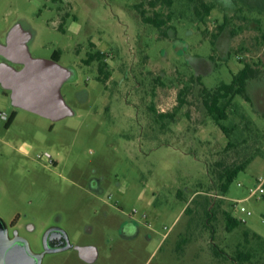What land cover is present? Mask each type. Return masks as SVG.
Instances as JSON below:
<instances>
[{"label": "rangeland", "instance_id": "obj_1", "mask_svg": "<svg viewBox=\"0 0 264 264\" xmlns=\"http://www.w3.org/2000/svg\"><path fill=\"white\" fill-rule=\"evenodd\" d=\"M147 1L0 0V45L18 33L33 57L59 50L61 65L74 71L61 89L72 114L59 120L15 108L0 84V111H18L9 128L10 115L0 117V216L20 214L15 228L33 253H45L49 225L99 252L95 263L72 250L47 252L41 264H264V196L234 205L264 176V115L256 112L264 94L258 106L234 97L224 121L235 144L228 152L201 96V86L230 83L244 62L264 70V0H206L216 7L204 22L189 0L156 8ZM139 3L147 15L170 12L166 37L143 22ZM97 49L106 54V82L100 63L88 61ZM188 54L214 57L211 71L201 68L202 84L190 82ZM167 112L174 117H158ZM253 155L216 197V163ZM133 210L141 233L125 239L119 228ZM239 252L250 260L238 262Z\"/></svg>", "mask_w": 264, "mask_h": 264}, {"label": "trees", "instance_id": "obj_2", "mask_svg": "<svg viewBox=\"0 0 264 264\" xmlns=\"http://www.w3.org/2000/svg\"><path fill=\"white\" fill-rule=\"evenodd\" d=\"M190 2L194 3V11L195 15L200 19L202 22L205 21L206 17H208L213 9H215L216 4L213 2H207L206 0H189ZM148 5L151 8H156L159 5L172 7L174 4V0H148ZM137 10L141 15V19L143 22L147 24H151L158 28L161 31V34L166 37L167 31L163 30V27L168 26L169 19H170V12L165 16L162 12L154 11L153 15H147V10L143 3H139L137 6ZM227 20L223 25L219 27L220 30H223L224 25H226ZM95 52L89 53L88 61L97 60L99 64V73L103 75L104 78H100L106 82V80L110 76V72L107 70V63L105 61L106 54L101 52L100 50H94ZM61 56V52L59 50L54 51L53 57L55 60L59 61ZM213 60V55L211 56ZM104 61V62H103ZM264 74V70L260 67V64H252L249 62H244L242 69L238 72L233 73V77L230 83L221 82L218 86L214 88H207L205 86H201V96L203 105L206 108L208 115L214 120L217 126L226 134L229 138L228 144L225 148V151L228 152L231 148L235 147L234 142L230 140V134L232 132V128H229L227 125L224 124L229 117L228 109L233 105V99L237 95L241 96L247 102H251V97L247 90V84L249 80L256 79L261 77ZM199 81L200 84L201 78L200 77H191L190 82ZM189 92V89L185 87L183 90L179 92V101L183 103L182 97ZM16 117V112L13 111L7 121V127H9L13 120ZM158 117L161 119L164 118H173L174 113H159ZM246 119V116L243 115ZM254 155L250 156L249 158H245L240 162H233L231 164H225L224 162L220 161L216 163L217 169L215 171V177L217 180V191L218 194L225 195L231 184L237 178L241 171H244L248 164L253 160ZM215 212V211H214ZM237 219L233 218L228 223L229 230H232L237 226ZM244 259H243V258ZM251 255L247 253L246 255L242 252H239L238 255V262L241 263V260L249 261Z\"/></svg>", "mask_w": 264, "mask_h": 264}, {"label": "water", "instance_id": "obj_3", "mask_svg": "<svg viewBox=\"0 0 264 264\" xmlns=\"http://www.w3.org/2000/svg\"><path fill=\"white\" fill-rule=\"evenodd\" d=\"M4 52L24 63L20 70L4 63L0 64V82L11 90L16 105L52 120L72 114V109L61 94L63 83L74 76L72 69L63 67L52 58H33L26 47L18 45L15 41L10 47L5 48ZM6 228V222L0 216V253L8 249ZM23 256L26 261L35 262L34 257L37 258L36 264H40L42 257V255H32L26 242L22 250Z\"/></svg>", "mask_w": 264, "mask_h": 264}, {"label": "flooded vegetation", "instance_id": "obj_4", "mask_svg": "<svg viewBox=\"0 0 264 264\" xmlns=\"http://www.w3.org/2000/svg\"><path fill=\"white\" fill-rule=\"evenodd\" d=\"M91 183L94 189L101 190L100 181L94 180ZM131 218L132 219L129 221H124L119 228L120 236L125 239L136 238L141 233V228L137 222V219H134L132 216ZM18 219H20V214H18L17 217H12L10 222H6V245L8 249L3 253H0V264H36L37 258L34 257V262L31 260L26 261L25 257H22V250L24 248L25 242L28 245L32 255H40L32 252L29 242L24 238V235L19 233L15 228L18 225ZM9 227L14 229L13 233L9 232ZM148 227L150 226L148 225ZM29 228H32V225H29ZM74 238H79V233H76ZM65 250L75 251L79 260L83 263H85V261L89 263H95L99 258V252L95 245H85L79 243L73 244L67 231L58 226L49 225L45 236V253L50 252L56 254L57 252H62ZM43 256L41 257L40 264L42 263Z\"/></svg>", "mask_w": 264, "mask_h": 264}, {"label": "crops", "instance_id": "obj_5", "mask_svg": "<svg viewBox=\"0 0 264 264\" xmlns=\"http://www.w3.org/2000/svg\"><path fill=\"white\" fill-rule=\"evenodd\" d=\"M7 39H9L8 40V44H6L5 46L4 45H0V64L1 63H4V64H7V65H10V66H12L14 69H16V70H20L23 66H24V63L21 61V60H18L17 58H15L14 56H9L7 53H5L4 52V49L5 48H8V47H10L11 46V44H12V42L13 41H15V42H17V44L18 45H20V46H22V47H26V49H27V51H28V53H29V55L31 56V57H33V55L29 52V50H28V48H27V46H26V43H25V41L23 40V37L20 35V34H18V33H8V35H7ZM94 46L96 45V44H94V43H92ZM97 48H99L98 46H97ZM97 50H100V49H97ZM101 52H103L104 54H105V52L103 51V50H100ZM61 56H62V53H61ZM61 56H60V60H61ZM212 56V55H211ZM211 56L209 57V59H208V61L207 60H205L204 58H201V57H199V56H193V55H191V54H188V63H189V65L194 69L193 70V72H194V76L195 77H202V75H203V73H202V66L203 65H207L208 67H209V71H211L212 70V66L213 65H215L214 64V62H213V60L211 59ZM33 58H35V57H33ZM51 58L52 59H54V57H53V54H52V56H51ZM51 58H49V59H51ZM60 60L58 61L59 63H60ZM210 62V64L211 65H209L208 63ZM61 64V63H60ZM63 67H65V66H63ZM66 68H68V67H66ZM71 69V68H70ZM68 81V80H67ZM66 82V81H65ZM64 82V83H65ZM64 83H63V85H64ZM264 83V74L261 76V77H259V78H256V79H252V80H249L248 81V84H247V90H248V93H249V95H250V97H251V102H249L250 104H253L254 106H258V104H259V101L260 100H263L261 97H260V95L261 94H264V93H260V91H262V84ZM0 84H1V82H0ZM2 85V84H1ZM62 85V86H63ZM2 87L5 89V90H7V91H9V94H10V96H11V99H12V103H13V105L15 106V108H17V109H25V108H22V107H20V106H18V105H16L15 103H14V100H13V98H12V94H11V90L10 89H7V88H5L3 85H2ZM61 89H62V87H61ZM252 89V93H251V90ZM6 92V91H5ZM61 94H62V92H61ZM63 96V95H62ZM64 98V97H63ZM65 100V99H64ZM66 102V101H65ZM67 103V102H66ZM25 110H27V109H25ZM13 111H17V110H13ZM12 111V112H13ZM28 111H30V110H28ZM12 112L11 113H9V115H11L12 114ZM31 112H33V111H31ZM256 112L257 113H259V114H261V115H264V107L263 108H260L259 106H258V108L256 109ZM35 113V112H34ZM38 114V113H37ZM17 115H18V111H17V114H16V117H17ZM40 115V114H39ZM42 116V115H41ZM16 117H15V119H16ZM66 117V116H65ZM62 118H64V117H62ZM14 119V120H15ZM50 119V118H49ZM61 119V118H60ZM14 120H13V122H14ZM52 120V119H51ZM59 120V119H58ZM12 122V123H13ZM12 125V124H11ZM10 125V126H11ZM9 126V127H10ZM8 127V128H9Z\"/></svg>", "mask_w": 264, "mask_h": 264}, {"label": "built area", "instance_id": "obj_6", "mask_svg": "<svg viewBox=\"0 0 264 264\" xmlns=\"http://www.w3.org/2000/svg\"><path fill=\"white\" fill-rule=\"evenodd\" d=\"M8 116H9V114L7 112L0 111V117L7 118ZM40 157L45 159L46 161H48L52 165L55 163V160L53 158H51L48 154L47 155L46 154H42ZM255 196H257V198H260V197L264 196V176H261V177H259L257 179L256 187L250 189V194L247 197H245L243 199H239V200H234V202H235L234 205L238 206L239 203H243L246 200H248L249 198L255 197ZM216 197L224 198L223 195L218 194V193H217ZM240 211L241 212H247V208L244 205H241L240 206ZM130 216H132L133 218H136L137 211L133 210L130 213ZM143 218H147V214H143ZM233 218H235V217H233ZM241 222H244V221L241 220Z\"/></svg>", "mask_w": 264, "mask_h": 264}]
</instances>
